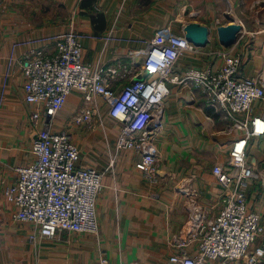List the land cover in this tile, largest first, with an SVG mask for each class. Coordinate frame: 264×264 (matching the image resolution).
<instances>
[{
  "label": "crops",
  "instance_id": "obj_1",
  "mask_svg": "<svg viewBox=\"0 0 264 264\" xmlns=\"http://www.w3.org/2000/svg\"><path fill=\"white\" fill-rule=\"evenodd\" d=\"M233 2L242 11L251 8L254 0ZM258 9L256 22L264 24V6ZM186 10L197 13L184 17ZM230 10L228 0H1L0 91L10 59L11 64L0 103V264H96L100 250L110 264H169L168 257L175 251L172 238L187 219L191 201L208 206L218 199L220 187L212 169L228 157L231 143L242 134L223 112L207 104L200 89L173 85L156 132V180L150 181L135 166L141 155L123 150L116 162L118 206L109 173L95 200L98 237L61 232L54 242L44 238L33 244L28 236L30 224L12 218L15 206L4 197L5 186L16 178L14 167L34 159L30 148L36 129L29 118L33 105L24 100V75L19 66L26 49L22 42L70 29L90 34L82 39L84 62L102 68L118 64L123 76L114 86L120 87L132 78L136 67L131 54L141 44L134 39L149 40L158 27L169 23L179 31L185 22L193 21L207 25L211 46L220 47L217 27L236 20ZM109 29L116 39L103 47L101 36ZM47 49L51 52L52 46ZM207 61L219 65L221 59L186 53L179 64L200 67ZM253 65V70L246 67L247 73L259 69ZM81 105V94L72 91L52 129L66 131L77 144L81 152L78 166L103 170L120 122L102 112V123L77 124L72 118ZM260 139L250 142L248 152L257 165L264 159L254 146ZM258 184L255 181L248 191L250 207L264 215V187Z\"/></svg>",
  "mask_w": 264,
  "mask_h": 264
},
{
  "label": "built area",
  "instance_id": "obj_2",
  "mask_svg": "<svg viewBox=\"0 0 264 264\" xmlns=\"http://www.w3.org/2000/svg\"><path fill=\"white\" fill-rule=\"evenodd\" d=\"M182 28L175 31L169 23L158 27L149 40L134 39L141 44L131 54L136 67L132 78L120 87L114 86L123 76L118 64L102 68L84 62L82 39L90 34L70 29L22 42L26 49L19 66L24 75V100L33 105L29 118L36 129L30 148L34 159L14 167L16 178L5 186L4 197L15 206L12 218L30 224L28 236L33 244L44 238L58 239L61 232L98 237L95 200L109 173L118 206L116 162L123 150L141 155L135 166L150 181L156 180L155 139L166 99L173 85L189 84L200 89L207 104L223 112L233 129L242 134L231 143L228 157L212 169L220 187L218 199L208 206L191 201L187 219L172 238L175 251L168 263L264 264V215L250 207L248 195L261 177L248 152L252 140L264 137V66L249 74L244 65L246 47L240 40L229 47L221 43L213 47L210 30L209 43L199 47L185 37ZM101 39L104 47L116 37L109 29ZM186 53L221 62L182 67L179 59ZM141 72L146 75L137 80ZM75 90L82 103L72 118L77 124L90 127L94 120L102 123V112L120 122L103 170L78 166L81 152L77 144L66 131L52 129L56 114ZM100 251L96 264H110L104 250Z\"/></svg>",
  "mask_w": 264,
  "mask_h": 264
},
{
  "label": "rangeland",
  "instance_id": "obj_3",
  "mask_svg": "<svg viewBox=\"0 0 264 264\" xmlns=\"http://www.w3.org/2000/svg\"><path fill=\"white\" fill-rule=\"evenodd\" d=\"M233 1L235 0H228L229 4L232 6V10H230L231 14L229 15L232 16L233 14V16L236 17V21L242 25V30L237 40H240V42L242 43L241 45H244L246 47L245 49L242 48L245 56L244 65H246L247 70L249 68H252V70L255 69V66L253 65L254 62L258 65V68L263 67L264 24L256 22L255 14L259 10L258 8L264 6V0H254L253 6H251V8L245 7L244 9H242V11L240 10V7L234 4ZM196 13L197 12L190 13L189 10H186L182 16L188 17V14L193 15ZM254 54H256L255 61L253 60ZM254 146L257 147L258 151H260V154H264V138L258 140V142L254 144ZM258 164V171H260L261 177L257 178L256 182L259 181L258 185L264 186V159ZM49 241L54 242L55 240L51 239Z\"/></svg>",
  "mask_w": 264,
  "mask_h": 264
},
{
  "label": "water",
  "instance_id": "obj_4",
  "mask_svg": "<svg viewBox=\"0 0 264 264\" xmlns=\"http://www.w3.org/2000/svg\"><path fill=\"white\" fill-rule=\"evenodd\" d=\"M182 30L185 37L199 47L206 46L210 41V29L205 24L187 21L183 25ZM241 30L242 25L235 20L229 24H219L216 31L221 44L229 47L236 43ZM145 75L146 72H141L137 75L136 79H143Z\"/></svg>",
  "mask_w": 264,
  "mask_h": 264
}]
</instances>
